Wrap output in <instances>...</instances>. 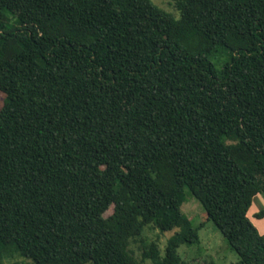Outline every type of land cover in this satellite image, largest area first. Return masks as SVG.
Listing matches in <instances>:
<instances>
[{"label": "trees", "instance_id": "trees-1", "mask_svg": "<svg viewBox=\"0 0 264 264\" xmlns=\"http://www.w3.org/2000/svg\"><path fill=\"white\" fill-rule=\"evenodd\" d=\"M171 1L0 0V264H189L187 190L264 264V0Z\"/></svg>", "mask_w": 264, "mask_h": 264}, {"label": "rangeland", "instance_id": "rangeland-1", "mask_svg": "<svg viewBox=\"0 0 264 264\" xmlns=\"http://www.w3.org/2000/svg\"><path fill=\"white\" fill-rule=\"evenodd\" d=\"M153 3L169 12L172 16L178 17V12L171 0H151ZM223 52V51H222ZM223 53L214 54L211 60L219 66L223 61ZM6 96L0 91V108L3 106ZM264 208V194H257L249 210V217L257 226L260 232H264V217L257 218L254 214ZM181 211L191 218L193 225H199L198 242L182 244L178 247L180 256L189 264H207L212 261L214 264H231L238 260L237 253L230 247L227 239L223 236L215 224L206 218L205 211L200 202L187 190L185 200L181 205ZM172 232H160L153 226L145 227L140 238H131L128 243V250L135 256L140 264H152L149 259L142 260L141 246L144 242L154 240L158 247L163 249ZM4 264H33L28 258L14 256L4 258ZM84 264H92L90 261Z\"/></svg>", "mask_w": 264, "mask_h": 264}]
</instances>
